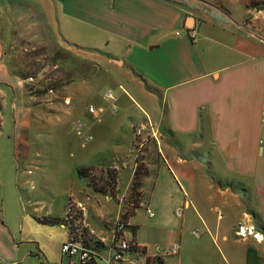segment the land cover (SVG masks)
I'll return each mask as SVG.
<instances>
[{
	"label": "crops",
	"instance_id": "1",
	"mask_svg": "<svg viewBox=\"0 0 264 264\" xmlns=\"http://www.w3.org/2000/svg\"><path fill=\"white\" fill-rule=\"evenodd\" d=\"M28 45L87 60L92 72L74 76L78 65L55 63L63 86L29 95L32 78L20 76ZM0 98V159L18 165L28 197L0 196L1 232L12 233L6 210L24 211L20 199L36 219L65 218L70 202L103 224L122 218L136 133L152 126L160 147H149L144 201L125 231L145 253L119 264H183L190 220L200 235L193 264H264V240L237 234L244 225L264 237V0H0ZM80 121L93 140L77 135ZM79 169L118 170L117 198L95 191ZM37 224L62 245L69 238L62 226ZM174 243L179 256L167 253ZM101 255L107 264L108 251ZM52 263H64L61 251Z\"/></svg>",
	"mask_w": 264,
	"mask_h": 264
},
{
	"label": "rangeland",
	"instance_id": "2",
	"mask_svg": "<svg viewBox=\"0 0 264 264\" xmlns=\"http://www.w3.org/2000/svg\"><path fill=\"white\" fill-rule=\"evenodd\" d=\"M27 49L28 52L25 53V64H23L21 69L22 75L20 74V76L25 79L32 78V80L29 79V81L25 84L29 95L42 96L49 91L55 92L61 88L63 86L61 81L63 80H60V77L64 72V68L61 67V63L60 68L53 69L56 62L53 61L51 57L46 56L47 54L45 55V53H42L44 50L40 48L32 50V47L29 45L27 46ZM76 58L73 59V62H76V64L79 62H86L88 66L92 65V63L87 60ZM55 81H57V83ZM0 106L2 108L1 98ZM145 134H148V132ZM159 135L161 134L159 133ZM147 146L150 147L151 143H148ZM3 155L4 153H2V157L0 159V196L8 197L9 195L18 194L19 197L22 195L25 200L28 199L26 195L27 193L24 192L26 190L24 189V191H22L18 183V179L14 177L18 171V165H14V162L11 163L9 159H5V156ZM144 155L146 154H143V157ZM26 170L29 171V174L33 179L36 178V165H30L29 167H26ZM20 201L21 204H24V211H19L18 214H16L15 211L10 209L6 210V220L12 230V233H3L0 231V264L4 261L15 264H53V261H57L59 259V253L62 249L60 234L50 232L52 231L51 228L38 225L36 215L30 207L32 205L29 202L25 204L22 199H20ZM86 208L88 210V218L84 229L87 232H90L92 237L101 243H104L109 247L114 245V232L119 220L121 221V217L110 224H103V222H98V220L95 219L96 217L91 216L89 208ZM75 211L78 210L75 209ZM56 212L57 214L63 216L65 215L63 209L60 207L57 208ZM2 214H4L3 211ZM46 214V211L37 213V215H41L40 217L46 216ZM1 217L2 219L0 220V224L5 216L2 215ZM91 217L93 219H91ZM194 230L199 229L194 227L193 221L190 220L186 228H184L183 234L182 244L186 247V249L183 247L181 253L183 264H193V254H191V252L194 247L197 248L200 243L199 240L195 239L192 235ZM148 237L149 235L146 230H143L140 233L141 241L147 242ZM149 241L152 243V238H150Z\"/></svg>",
	"mask_w": 264,
	"mask_h": 264
},
{
	"label": "trees",
	"instance_id": "3",
	"mask_svg": "<svg viewBox=\"0 0 264 264\" xmlns=\"http://www.w3.org/2000/svg\"><path fill=\"white\" fill-rule=\"evenodd\" d=\"M71 54H65L61 51L55 52L54 56L52 57V60L56 63L68 60L67 62H71L73 66H79L77 68V71L74 72V76L76 75H88L92 72L93 66L87 65L86 62H79L76 64V62H73V59ZM78 62V60H77ZM77 66V67H78ZM60 68V67H59ZM152 92H155L157 94V91L155 89L149 88ZM2 111V108L0 106V113ZM0 131H1V125H0ZM146 133V132H145ZM139 141L138 137L136 136L135 139V155H134V176H133V182L130 187L129 193L124 201V207H123V215L121 218L122 223L125 224V230L127 231L130 229V227L127 224L126 217L128 215L133 214L135 211L142 208V203L144 201V194L142 193V188L144 187L143 181L144 178L148 175V162H147V156L149 152V146L148 143H151V145H156V142L148 138L147 143L145 147L143 148L142 152L143 154H139V148L137 147V142ZM150 145V144H149ZM145 152V153H144ZM78 175L80 178H83L85 180H88L89 185L95 189L98 193L105 195L106 197L111 196L112 199H116L117 193H118V187H119V172L118 170H108L106 176L98 175L94 169H79ZM37 222H39L42 225L45 226H62L68 231V235H73L77 230H82V237L81 240L83 241L86 248H88L90 251L94 253H102L106 250L115 249V245L107 246L104 243H101L100 241L94 239L90 232H87L85 229H83L82 224H80V216L78 213H69L68 217H65L63 219L56 218V217H45V218H38L36 219ZM133 233H135L134 228L132 229ZM123 236L122 233H118L115 235V244L119 242L120 237ZM88 240L86 241V239ZM133 242V247H131L130 250L125 251V255H136V254H144L145 250L141 249L137 246V242L135 240V237L133 235V238L131 239ZM114 247V248H113ZM153 264H164L163 261L158 260L154 262Z\"/></svg>",
	"mask_w": 264,
	"mask_h": 264
},
{
	"label": "built area",
	"instance_id": "4",
	"mask_svg": "<svg viewBox=\"0 0 264 264\" xmlns=\"http://www.w3.org/2000/svg\"><path fill=\"white\" fill-rule=\"evenodd\" d=\"M177 35L180 36V33H177ZM188 36L191 39V41L195 43L198 40L197 29H192L191 31H189ZM107 99L109 100L114 99L112 92L107 94ZM88 111L91 114H95L97 113L98 110L96 109L95 106L90 105L88 107ZM114 111H116V109H114ZM85 129H86V125L83 122L80 121L77 123V130H76L77 135L80 138L84 139L85 141L93 140L92 136L90 137L85 136L84 134ZM149 129L150 130L148 134H145V131H141V130H139L136 133V136L139 139V141L137 142V147L139 148V154H143L141 152L143 148L145 147L148 138L153 139L156 142L157 146L160 147L161 138H160L159 133L152 126ZM75 209H77L78 211H75ZM69 213L79 214L81 218L79 223L82 224V227L84 229L86 220L88 218V210L86 206L79 205L77 207V205H74L73 202H70L66 217H68ZM146 213L151 218L155 216V213L150 208L146 209ZM127 225L128 224H126V226ZM125 231H126L125 224L122 223V221H119L117 224L116 230L114 232V240H115V235L118 233L119 234L122 233L123 236L120 237L119 242L117 244H114L115 249L111 248L110 250H107L108 251V258L106 261L107 264H119L123 261L129 260V256L125 255V251H128L131 249V247H133V242L131 239H128L126 237ZM82 232H83L82 230L80 231L77 230L73 235L69 236L68 240L62 245L61 255H62V259L64 263L65 264H102L103 258H102L101 253H94L85 247L83 241L81 240ZM237 234L240 237L253 236L257 241H260V242L264 240V237L259 232H257L256 228L253 226L247 227V226L241 225L238 229ZM193 236L197 239L200 238V235L197 231L193 233ZM87 240L88 238L86 239V241ZM137 246L140 248L138 244ZM180 251H181V245L178 243H174L171 245L167 253L170 256H179ZM1 264H15V263H8L4 261ZM130 264H138V263L136 261L130 260Z\"/></svg>",
	"mask_w": 264,
	"mask_h": 264
}]
</instances>
